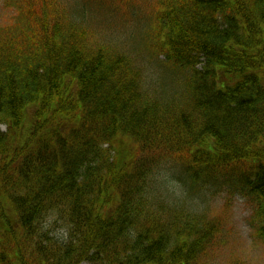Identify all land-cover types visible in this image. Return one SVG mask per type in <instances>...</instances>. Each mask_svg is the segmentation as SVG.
<instances>
[{"label":"trees","instance_id":"obj_1","mask_svg":"<svg viewBox=\"0 0 264 264\" xmlns=\"http://www.w3.org/2000/svg\"><path fill=\"white\" fill-rule=\"evenodd\" d=\"M1 1L0 264H200L216 225L153 173L162 154L189 195L249 199L264 240V0H155L154 81L70 0Z\"/></svg>","mask_w":264,"mask_h":264},{"label":"rangeland","instance_id":"obj_2","mask_svg":"<svg viewBox=\"0 0 264 264\" xmlns=\"http://www.w3.org/2000/svg\"><path fill=\"white\" fill-rule=\"evenodd\" d=\"M70 1L74 16H83L87 24L90 31L87 39L91 44H105L129 57L134 54L133 57L137 59L134 63L139 67L141 64L140 69L150 73H147L146 77H154L153 81L160 77L164 58L150 55L144 44L148 29L145 27L149 18L148 8L155 0L132 1L134 11L131 16L123 14L122 7L116 5L118 2L122 3V0L91 1L84 10L75 6L74 0ZM107 3L111 6H106ZM14 15L13 10L5 7L4 2L0 0V28L12 25ZM143 28L144 32L141 34ZM172 88L168 91H172ZM0 130L5 131V126L0 125ZM138 152L135 149L134 156H137ZM152 166L154 174H168V169H173L176 172L171 189L174 199L180 203L184 202L183 206L205 216V221L207 219L216 225V228L211 230L208 244L199 255L200 264H264V240L256 233L258 222L254 217V206L249 199L237 192H213L207 187L199 190L197 195H189L184 189V178L179 173L178 163L171 156H156Z\"/></svg>","mask_w":264,"mask_h":264}]
</instances>
